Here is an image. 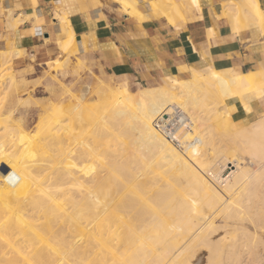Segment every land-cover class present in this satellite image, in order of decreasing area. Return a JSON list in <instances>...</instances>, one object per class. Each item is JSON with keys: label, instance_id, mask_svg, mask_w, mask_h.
I'll list each match as a JSON object with an SVG mask.
<instances>
[{"label": "bare ground", "instance_id": "bare-ground-1", "mask_svg": "<svg viewBox=\"0 0 264 264\" xmlns=\"http://www.w3.org/2000/svg\"><path fill=\"white\" fill-rule=\"evenodd\" d=\"M255 75L211 68L205 85L222 93L235 82L247 92L264 85V71ZM198 81L104 93L77 145L69 140L82 105L71 107V125L46 129V117L28 139L0 125V264H264L253 251L264 238L246 225L247 243L215 238L220 217L262 227L264 118L233 129L238 145L215 153L178 102L191 88L189 101L199 104ZM174 115L179 125L169 130Z\"/></svg>", "mask_w": 264, "mask_h": 264}, {"label": "crops", "instance_id": "crops-1", "mask_svg": "<svg viewBox=\"0 0 264 264\" xmlns=\"http://www.w3.org/2000/svg\"><path fill=\"white\" fill-rule=\"evenodd\" d=\"M162 1H132L134 11L123 0H0V58L10 50L15 62L31 56L50 62L76 42L106 69L142 82L187 78L207 67L232 75L264 71V22L250 9L254 0ZM257 1L264 21V0ZM80 84L73 100L89 95ZM65 93L56 98L66 100ZM226 104L233 125L248 128L264 118V85L231 96ZM5 109L14 113L7 100Z\"/></svg>", "mask_w": 264, "mask_h": 264}, {"label": "rangeland", "instance_id": "rangeland-1", "mask_svg": "<svg viewBox=\"0 0 264 264\" xmlns=\"http://www.w3.org/2000/svg\"><path fill=\"white\" fill-rule=\"evenodd\" d=\"M124 1L127 0H123V2ZM128 1L135 2V0ZM250 3L257 5L261 9L257 0L251 1ZM153 5L155 6L156 2H153ZM2 54L3 58H0V125L21 129L22 136L24 137V131L32 133L31 130L36 129L41 124L42 119L46 117L43 123L47 121L45 123L47 126L41 124L44 128L49 127V125H71V107L74 105H82V121L75 119L77 123L73 122L74 125L78 124V129L74 134V138L69 140L71 145H77L86 139L85 125L88 122L91 108L96 103H100L104 100V93L110 94L112 97V94L120 93L121 95L122 91L124 92L123 94L127 91L131 95L137 96L142 89L146 87L162 86L167 84L168 81H171L165 77L154 82H142L125 71L117 72L116 70L106 69L99 58L81 50L77 47L76 42L69 49L60 53L56 58L59 59V62L56 64L52 63L56 59L54 61L44 62L36 56H31L32 59H29L30 61L27 62H15V52L7 50ZM211 68L213 67L203 68L202 70L194 69L192 74L187 78L175 76L179 78L177 79V83H181L192 79L198 74L199 81L196 83L198 88L195 93V98L200 99L198 105L196 104L194 106L189 101L192 99V95L188 93L192 90L191 88H185L186 92L177 97L178 102H181L183 108H190L189 112L194 117L198 132L203 136L202 140L205 141L207 145H210L211 148L213 147L214 152H226V149L229 151L231 146L235 148V146L238 145L235 144L237 140L235 138L233 139L232 136L233 129L236 127L232 123V119L234 120L233 116L227 115L228 110L230 114L231 111L230 108L227 109L226 99L243 93L245 90L241 89V92H238L239 86L236 85L235 82H230L229 87L222 93H219L216 88L211 87L209 84L205 85L206 81H209L208 73ZM257 73L258 72H255L254 75ZM81 82L82 92H86L89 95L73 100V95L78 92V85H81ZM167 85H171L170 82H168ZM64 91L66 92L64 94L66 100L59 101L56 97ZM6 100L7 105L14 111L13 114L5 109ZM57 108H61V114L59 111L58 114H56L57 111L55 110ZM53 120L56 121L53 123ZM49 121H51V124ZM1 126L0 138L5 134V130H2ZM31 137L26 136L24 138L28 139ZM224 149L225 151H223ZM72 160L76 161L73 158ZM75 163L76 162H74V164ZM70 166L71 164L67 167L69 168ZM228 218L220 217L217 219V224L224 226H221L220 230L216 233V239H219V236H221L225 244H230L234 241H237L236 243L239 244L244 241L246 242L249 238H244V232L239 229V226L241 227L244 225L249 228L247 229L250 233L252 232L253 235H260L264 238V222H261V227L256 222H253L252 225V221L249 220L246 222L243 220L242 222L241 219L238 220L233 217ZM263 219L264 218H262V221H264ZM225 224L227 225L225 226ZM263 248L264 246L262 244H256L254 246L253 251L254 254L257 253V258L262 259L264 257ZM255 250L257 252H255Z\"/></svg>", "mask_w": 264, "mask_h": 264}, {"label": "built area", "instance_id": "built-area-1", "mask_svg": "<svg viewBox=\"0 0 264 264\" xmlns=\"http://www.w3.org/2000/svg\"><path fill=\"white\" fill-rule=\"evenodd\" d=\"M177 116L176 115H174V117L172 118V119H174V121L173 122H171V120L170 121H168V124H166V125H168V127H167V129H171V128H173V127H175V125H179L178 123V121L180 120V117H178V119L176 118ZM177 127V126H176Z\"/></svg>", "mask_w": 264, "mask_h": 264}]
</instances>
